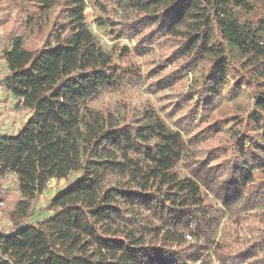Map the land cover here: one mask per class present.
<instances>
[{
	"label": "trees",
	"instance_id": "obj_1",
	"mask_svg": "<svg viewBox=\"0 0 264 264\" xmlns=\"http://www.w3.org/2000/svg\"><path fill=\"white\" fill-rule=\"evenodd\" d=\"M114 1L125 12L110 23L114 40L157 49L158 67L177 84L209 63L202 81L176 92L188 108L177 121L183 131L201 108L188 94L213 107V83L226 79L250 92L264 126V0ZM86 9L87 0H27L7 35L4 87L30 117L15 135H0V177L13 174L19 193L7 213L12 230L0 232V264H203L211 250L220 264H264V227L246 244L223 234L216 242L219 231L239 229L235 216L264 206V132L228 142L230 159L211 146L218 125L185 137L155 110L95 108L138 74L125 66L129 49L117 56L102 47ZM73 174L44 208L50 215L31 223L48 183Z\"/></svg>",
	"mask_w": 264,
	"mask_h": 264
},
{
	"label": "rangeland",
	"instance_id": "obj_2",
	"mask_svg": "<svg viewBox=\"0 0 264 264\" xmlns=\"http://www.w3.org/2000/svg\"><path fill=\"white\" fill-rule=\"evenodd\" d=\"M26 1L0 0V135H15L30 117L29 111L22 110L17 106L12 95L4 87L5 80L8 78V70L3 59L4 53L10 50L12 45V41L7 35L17 20L19 7ZM85 17L88 27L106 51L115 52L118 56L124 48L129 49L131 56L125 66H131L138 74V77L134 78L135 80L124 92L102 93L93 103L95 108L112 109L118 116L126 114L139 116L146 111L155 110L167 121L169 126L182 131L185 137L195 128L218 125L221 127V132L215 139H212L211 146L219 149L223 158L230 159L232 151L226 147L228 142L243 134H250L258 138L264 132L262 119L254 109V100L250 92L240 86H235L230 79L216 80L213 83L209 93V99L214 100L213 107L202 106L201 101L188 94V103L201 108L195 117L189 120L190 126H185L188 131H183L177 121L186 117L188 108L176 101V92L187 93L194 85L202 81L207 74L209 63L204 61L194 71L181 74L179 76L181 83L177 84L167 76L169 68L166 71V67H158L159 52L157 49H139L135 40L125 37L114 40L110 23L125 19V12L114 0H87ZM26 38L27 34L23 36L24 40ZM78 177L79 174H73L70 181L51 180L48 183V190L38 198L34 205L38 215L31 223L38 221L41 213L43 214L42 218L48 217L50 213L44 211L48 202ZM0 195L4 197L3 202H0V232L9 233L12 230V223L7 213L13 208L16 197L19 196L17 178L13 174L8 173L4 177H0ZM209 205L215 210L226 212L225 208L211 197ZM229 216L227 211L220 230L225 226ZM235 219H237L239 229L230 228L228 230H232L231 232L224 231V233L219 231L216 242L221 239L223 234L222 240L225 238L230 244L248 243L264 227V206L242 212L238 217L235 216ZM240 228L242 229L241 233H239ZM238 236H242V238H238ZM209 256L210 258L203 264H220L212 250L206 252V257ZM236 264L253 263L243 261Z\"/></svg>",
	"mask_w": 264,
	"mask_h": 264
}]
</instances>
